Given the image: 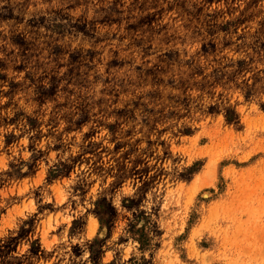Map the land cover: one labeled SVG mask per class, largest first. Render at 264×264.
I'll return each mask as SVG.
<instances>
[{
	"label": "rangeland",
	"instance_id": "1",
	"mask_svg": "<svg viewBox=\"0 0 264 264\" xmlns=\"http://www.w3.org/2000/svg\"><path fill=\"white\" fill-rule=\"evenodd\" d=\"M0 264H264V0H0Z\"/></svg>",
	"mask_w": 264,
	"mask_h": 264
}]
</instances>
